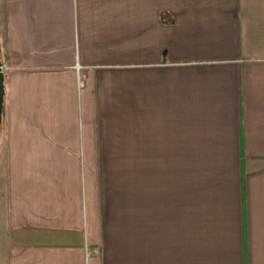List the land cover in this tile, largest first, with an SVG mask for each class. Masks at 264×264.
<instances>
[{"label":"crops","instance_id":"0c3cea01","mask_svg":"<svg viewBox=\"0 0 264 264\" xmlns=\"http://www.w3.org/2000/svg\"><path fill=\"white\" fill-rule=\"evenodd\" d=\"M0 62V264H264V0H0Z\"/></svg>","mask_w":264,"mask_h":264},{"label":"water","instance_id":"95a60500","mask_svg":"<svg viewBox=\"0 0 264 264\" xmlns=\"http://www.w3.org/2000/svg\"><path fill=\"white\" fill-rule=\"evenodd\" d=\"M3 97H4V75L0 72V124L2 121Z\"/></svg>","mask_w":264,"mask_h":264},{"label":"built area","instance_id":"2783aa9c","mask_svg":"<svg viewBox=\"0 0 264 264\" xmlns=\"http://www.w3.org/2000/svg\"><path fill=\"white\" fill-rule=\"evenodd\" d=\"M0 72L3 75H6L9 72V67L5 63H1V65H0ZM77 77H78V85H79V87H81L82 81H81V77H80L78 71H77Z\"/></svg>","mask_w":264,"mask_h":264},{"label":"rangeland","instance_id":"374dc122","mask_svg":"<svg viewBox=\"0 0 264 264\" xmlns=\"http://www.w3.org/2000/svg\"><path fill=\"white\" fill-rule=\"evenodd\" d=\"M1 131V130H0ZM3 137V135H1V132H0V139ZM1 141V140H0ZM1 143V142H0ZM6 168V165L5 163L2 162L1 160V156H0V170L1 169H5Z\"/></svg>","mask_w":264,"mask_h":264}]
</instances>
